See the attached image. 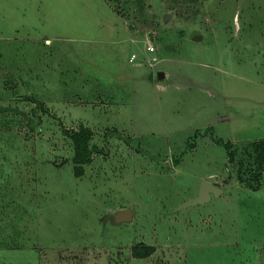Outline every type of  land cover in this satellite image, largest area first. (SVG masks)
Masks as SVG:
<instances>
[{"label": "rangeland", "instance_id": "374dc122", "mask_svg": "<svg viewBox=\"0 0 264 264\" xmlns=\"http://www.w3.org/2000/svg\"><path fill=\"white\" fill-rule=\"evenodd\" d=\"M258 137L264 0H0V264H264Z\"/></svg>", "mask_w": 264, "mask_h": 264}, {"label": "trees", "instance_id": "16d2710c", "mask_svg": "<svg viewBox=\"0 0 264 264\" xmlns=\"http://www.w3.org/2000/svg\"><path fill=\"white\" fill-rule=\"evenodd\" d=\"M62 130L70 138L73 146L72 162L74 165L72 167V173L74 176H79L82 174V165L88 163L91 160L93 153H102V149L96 144L89 143L92 133L91 129L86 126L79 125L75 129L62 128ZM221 143L227 150L228 158L231 159L233 157V152L230 150L231 143L229 141H222ZM249 145L254 154L256 167V172L254 173L253 177L256 179L257 184L252 187L254 189L259 184L258 177L260 176L264 166V139L250 141ZM141 247L142 248H132V255L135 257H144L151 252V247L149 245Z\"/></svg>", "mask_w": 264, "mask_h": 264}, {"label": "water", "instance_id": "95a60500", "mask_svg": "<svg viewBox=\"0 0 264 264\" xmlns=\"http://www.w3.org/2000/svg\"><path fill=\"white\" fill-rule=\"evenodd\" d=\"M168 14V13H167ZM167 14L164 15L163 18L167 16ZM193 38H201V35H194ZM163 72L162 71H157V77H162ZM219 187L211 184L207 181H202L198 187L197 194L193 197H189L185 201H183L180 205H188V204H195V203H201L204 202L208 199L209 193L212 192L213 194L218 193ZM132 216V211L131 209H125V210H120L115 214V219L116 220H129Z\"/></svg>", "mask_w": 264, "mask_h": 264}, {"label": "crops", "instance_id": "0c3cea01", "mask_svg": "<svg viewBox=\"0 0 264 264\" xmlns=\"http://www.w3.org/2000/svg\"><path fill=\"white\" fill-rule=\"evenodd\" d=\"M163 75H164V72H163ZM163 77V76H162ZM256 139H264V137H258V138H256ZM256 139H254V140H256ZM230 141V140H229ZM248 141H253V140H248ZM263 172H264V166H263V169H262V171H261V174H260V179H259V184H258V186L256 187V188H254V189H252V188H247V187H245V189H247V190H250V191H253V190H257L259 187H260V185H261V179H262V175H263ZM208 182V181H207ZM210 183V182H209ZM211 184H213V183H211ZM215 185V184H214ZM216 186H218V185H216ZM219 187V191H218V193H216V194H213L212 192H210L209 193V197H208V199H210L211 197H212V195L211 194H213V195H215V196H218L219 194H223L224 192H225V190H226V188L225 187H221V186H218ZM239 189V188H238ZM237 189V190H238ZM242 189V188H241ZM197 191H198V187H197V190H196V193H195V195L197 194ZM194 195V196H195ZM193 197V196H192ZM207 199V200H208ZM205 202V201H204ZM203 203V202H202ZM232 242H234V241H232ZM262 248L261 247H259V248H257L256 249V247H253V254L255 255V260L256 259H260V258H262ZM264 251V250H263ZM256 255L258 256L257 258H256ZM248 259H249V256L247 255L246 257H244V259L240 262V264H253V263H250L249 261H248ZM256 264V263H255Z\"/></svg>", "mask_w": 264, "mask_h": 264}, {"label": "built area", "instance_id": "2783aa9c", "mask_svg": "<svg viewBox=\"0 0 264 264\" xmlns=\"http://www.w3.org/2000/svg\"><path fill=\"white\" fill-rule=\"evenodd\" d=\"M147 48H148V49H151L152 47L149 45Z\"/></svg>", "mask_w": 264, "mask_h": 264}]
</instances>
